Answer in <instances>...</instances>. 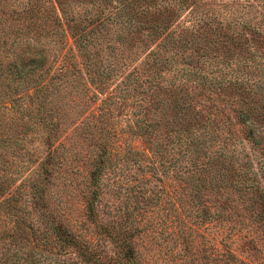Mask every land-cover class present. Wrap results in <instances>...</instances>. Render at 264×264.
Wrapping results in <instances>:
<instances>
[{"label": "rangeland", "instance_id": "1", "mask_svg": "<svg viewBox=\"0 0 264 264\" xmlns=\"http://www.w3.org/2000/svg\"><path fill=\"white\" fill-rule=\"evenodd\" d=\"M0 55V264H264V0H0Z\"/></svg>", "mask_w": 264, "mask_h": 264}, {"label": "trees", "instance_id": "2", "mask_svg": "<svg viewBox=\"0 0 264 264\" xmlns=\"http://www.w3.org/2000/svg\"><path fill=\"white\" fill-rule=\"evenodd\" d=\"M27 51L29 54L32 55V58L30 61L34 62L33 67L38 66L39 63H41L42 60L44 59L43 49H41V47L40 48L39 47H29V48H27ZM39 56H40V58L37 59V57H39ZM20 61H21V59H20ZM14 64L9 66V63H7L5 66H3L2 65V57L0 55V88L2 87V85L6 86V87H10V84L12 83L13 80L20 78V77H23L24 72H26L28 70V69H25V65L22 64V61H21V64L19 63V66H17L16 64L14 65ZM43 72L46 74L47 70L43 71ZM39 76H41V75H39ZM100 110L101 109H99V111ZM53 127L54 126L52 125L51 129ZM0 139H2L1 140L2 142L6 143V142H9L11 137L10 136H3L2 134H0ZM222 208H223V206H222ZM55 225H57V226H55V229H57L58 231L66 232V234H70V233L72 234V230L69 227H67V225H68L67 223L60 221V223H56ZM232 226L235 227L236 226L235 223H233L232 225H230V223H228L226 225V227H228V228H231ZM125 239H122L118 243L119 252L123 253V257L125 259V264H145L144 262H142L139 258H137L135 256V252H134L135 246L130 245V244H132L130 241V238H128V240H125ZM84 242H86V243L84 244V247H82L83 249L85 247H88V245H90L89 242H91V241L88 242L87 240L86 241L84 240ZM229 252H230V250H229Z\"/></svg>", "mask_w": 264, "mask_h": 264}]
</instances>
